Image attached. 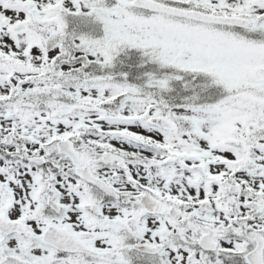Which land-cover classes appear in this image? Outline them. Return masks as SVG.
I'll list each match as a JSON object with an SVG mask.
<instances>
[{"label":"snow or ice","instance_id":"1","mask_svg":"<svg viewBox=\"0 0 264 264\" xmlns=\"http://www.w3.org/2000/svg\"><path fill=\"white\" fill-rule=\"evenodd\" d=\"M0 264H264V0H0Z\"/></svg>","mask_w":264,"mask_h":264}]
</instances>
